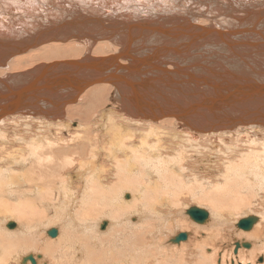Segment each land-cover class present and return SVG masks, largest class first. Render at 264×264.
<instances>
[{"label":"bare ground","instance_id":"obj_1","mask_svg":"<svg viewBox=\"0 0 264 264\" xmlns=\"http://www.w3.org/2000/svg\"><path fill=\"white\" fill-rule=\"evenodd\" d=\"M0 65V264L264 257V0H0Z\"/></svg>","mask_w":264,"mask_h":264},{"label":"rangeland","instance_id":"obj_2","mask_svg":"<svg viewBox=\"0 0 264 264\" xmlns=\"http://www.w3.org/2000/svg\"><path fill=\"white\" fill-rule=\"evenodd\" d=\"M11 72H14V71H11ZM48 84H51V82H48V81H46V83H45V87H50ZM51 91V90H50ZM52 102H54L53 100H51ZM53 104V103H52ZM47 120H51L50 118H46L45 119V121H47ZM210 175V174H209ZM193 200L191 199L190 200V198H188V197H182V202H181V204H182V206H180L179 207V209L180 210H184V208H186V207H188V206H192V204H193ZM194 206H197L196 205V203H195V205ZM257 209H259V211H261L262 209L259 207V208H257ZM256 211V210H255ZM238 215H234V216H229V220H228V222H225L224 224H222L221 226H216V227H211L210 229L211 230H209V231H211L212 233H214V234H217V239L214 241V243L211 241V240H207V242H206V245H208L209 247H212L211 245L213 244V245H215L214 247H216V248H218V250L219 251H225L227 254H231V252L233 251V249H234V240H231V238H232V236H233V229H232V227H231V223L233 222H235L239 217H241V214H243V212L242 211H240L239 213H237ZM247 216V215H246ZM243 217V216H242ZM241 217V218H242ZM245 217V216H244ZM176 218V220H174V222H168L167 224H166V226L164 227L165 228V230H163V239H166V240H169L173 235H174V233L176 232V231H182V229H187V227H190V226H186L187 224L186 223H184L183 222V218H182V216L181 215H179V216H176L175 217ZM13 222H16V221H14V220H12ZM179 222V223H178ZM174 223H177V225H178V227L177 228H174L173 226H174ZM105 223H103L102 224V227H103V225H104ZM172 224V225H171ZM181 224H183L184 226L183 227H181ZM186 224V225H185ZM101 227V228H102ZM106 227V226H105ZM57 229H59L58 227H57ZM193 229V228H192ZM176 230V231H175ZM100 231V230H99ZM104 231V230H103ZM193 231V233H194V236H193V240L190 242L191 243V246H187V247H189V248H186V250H185V248L183 249V251L185 252V253H182L181 251H182V247L180 248L181 250H179V251H176V250H173V249H170L169 250V254L170 255H173V256H177V255H179V258H184V257H186L187 255H190V253L191 252H193V250L196 248V245H199V247H200V245H201V243H202V240L200 239L201 237H202V234H205V233H207V231H208V229H202V230H195V229H193L192 230ZM208 231V232H209ZM219 231V233H217V232ZM242 231V230H241ZM101 233H102V231H100ZM104 233V232H103ZM235 237H236V239L238 238V239H240V238H242L241 236H239L238 234H235L234 235ZM104 238L105 239H107V240H105V241H107V242H105L107 245H106V248L105 249H111V233L109 234V238L108 237H105L104 236ZM108 240H110V241H108ZM252 240V239H251ZM247 242H250L249 241V239H247L246 240ZM243 242H245V241H243ZM252 242V241H251ZM211 243V244H210ZM233 244V245H232ZM240 244L242 245V243L240 242ZM251 245V244H250ZM191 247H193V248H191ZM243 248V246H240V248ZM202 248H204V247H202ZM238 250V249H237ZM247 250V249H246ZM43 254L42 252H38V254ZM222 253V252H221ZM30 254H36L35 252L33 253V252H30ZM246 255H248V254H246ZM248 257V256H247ZM257 264H263V262H264V260H263V258L264 257H262V256H257ZM218 259H220L219 257H218ZM186 260H187V258H186ZM188 264H192V261L191 260H189L188 259ZM220 261V260H219ZM45 264H50V262H45ZM229 264H232V261L230 260L229 261Z\"/></svg>","mask_w":264,"mask_h":264},{"label":"water","instance_id":"obj_3","mask_svg":"<svg viewBox=\"0 0 264 264\" xmlns=\"http://www.w3.org/2000/svg\"><path fill=\"white\" fill-rule=\"evenodd\" d=\"M10 60H11V59H10ZM0 66H1V65H0ZM63 71H64V70H60V71H58V72H55V73L52 74L51 77L57 79V78L60 77V75H61V73H62ZM6 79H7L8 81H7ZM19 83H20V82H18V81L15 82L14 79H12V78H10V77H5V79H0V92L3 91V90H2V87L6 86V85H8V86H13V88L18 89V88L20 87V85H21V84H19ZM9 84H11V85H9ZM51 84L54 86L56 83H55V84H54V83H51ZM8 86H7V88H8ZM49 95H50V93H49ZM46 96H48V95H46ZM46 96H45V97H46ZM45 97H43V98H45ZM34 98H35V97H34ZM43 98H40V99H43ZM32 99H33V98H32ZM14 102H15V98H14L11 94H9L6 98H0V109L4 108V105H5V104H8V103H14ZM21 107H23V106H21ZM46 115H48V114H46ZM48 116H51V114L48 115ZM190 215H191L193 218H195L197 221H199V222H204V220H205L206 217H207V215H206L205 213H203L202 211H200V210L191 211V212H190ZM256 222H257V219H253V218L243 219V220L239 223V227H240L241 229L245 230V231H249V230L252 229V227L254 226V224H255ZM104 226H105V225H103L102 229H104ZM12 227H14L13 224L10 225V228H12ZM57 235H58V233H57L56 230H51V231H49V236H50L51 238H56ZM186 239H187V235H183V234H182V235H180V236L177 237L176 242H181V241L186 240ZM238 247H239V245L236 244V248H237V249H238ZM244 247H245V248H249V246H247V245H244ZM236 252H237V250H236ZM236 252H235V253H236ZM27 260H30V261L32 262V264H36L35 259H34L33 257H29L28 259L23 260V263L25 264Z\"/></svg>","mask_w":264,"mask_h":264}]
</instances>
